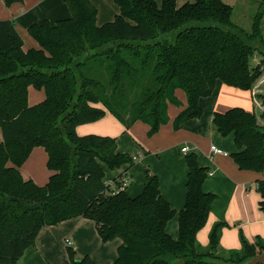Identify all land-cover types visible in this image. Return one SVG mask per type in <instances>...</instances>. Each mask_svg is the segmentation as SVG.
Segmentation results:
<instances>
[{
    "label": "trees",
    "instance_id": "16d2710c",
    "mask_svg": "<svg viewBox=\"0 0 264 264\" xmlns=\"http://www.w3.org/2000/svg\"><path fill=\"white\" fill-rule=\"evenodd\" d=\"M23 1L4 0L6 6ZM61 1L69 18L28 27L37 49L23 51L14 21H0V264H17L42 228L75 218L93 222L103 243L120 241L113 264H246L264 254V239L249 243L240 235L241 249L220 256L225 222L213 224L206 250L197 243L215 196L202 189L209 172L195 154L185 157V202L173 239L166 227L176 212L160 194L158 178L146 170L136 197L118 190V180L112 190L102 166H130L133 158L117 150L115 138L76 133L109 113L124 132L141 121L152 136L168 122V105H180L174 95L180 89L187 107L174 119L178 130L201 117L199 101L218 83L248 91L251 111L214 112L212 124L220 136L232 135L237 168L262 175L257 191L264 216V7L246 32L222 0L179 8L175 0L161 6L112 0L119 13L102 26L90 0ZM30 85L45 95L34 106L27 104ZM37 147L51 172L42 187L19 171ZM67 253L69 264H96L88 256L76 259L72 248Z\"/></svg>",
    "mask_w": 264,
    "mask_h": 264
},
{
    "label": "crops",
    "instance_id": "0c3cea01",
    "mask_svg": "<svg viewBox=\"0 0 264 264\" xmlns=\"http://www.w3.org/2000/svg\"><path fill=\"white\" fill-rule=\"evenodd\" d=\"M69 17L70 12L61 0H24L21 3H14L11 6H6L4 0H0V21H14L15 31L23 40V51L38 48L36 41H34L27 32L30 25L41 24L45 21L54 24L58 20L67 19ZM180 91V89H177L174 92L180 105L178 107L175 106V109H172L170 106L172 104L168 105V122L159 128L158 132L152 137L153 139L150 141V145L147 146L151 151L152 158L156 157V160H153L149 164L151 169V173H149L158 178L160 194L177 215L183 208L185 202L187 168L184 167L180 161L177 165L174 164L170 154L171 148L168 147V144L175 142V138H179L175 142L176 144L174 147L176 148L183 143L189 142V146H185L188 148V152L183 153L181 151L184 147L180 149L181 154L186 157V154L191 152L194 148L190 145H198L197 140H206L209 143L208 150L210 154L208 163L210 168H206L209 172L208 177L213 179L217 187L231 189L228 203L224 207H213L214 205L212 203L208 215L211 226H209L207 230L210 232L213 224L217 222L227 223L230 221L229 210L231 205L236 203V201L243 207L241 215L246 218H252L256 208L253 209L248 201L251 187L248 185L249 177L244 173L246 171L239 170L235 163L228 158L229 154L227 152L222 151L224 153L222 155H212L210 152L211 145L217 147L216 144H221L220 135L212 124V114L214 112H225L234 107H240L246 111H251L253 103L250 92L218 83L212 96L200 99L199 101V105L202 109V117L187 121L179 129L178 133V130L176 131L173 129L174 119L187 107L186 95L184 92L182 95L179 93ZM139 122L141 121H136L132 125L138 124ZM119 125L124 132L123 126L120 123ZM135 126L136 125H134V129L131 130L129 127L126 132L130 130L133 136H136L137 133L135 128L137 127ZM146 128L149 130L147 125ZM90 131V129H78V131L76 129V133L80 135ZM46 162L47 155L44 149L37 147L32 150L27 160L19 168V171L25 180H31L37 186L42 187L46 185L51 175V172L46 167ZM128 169L119 172L116 178L110 179L109 181L114 183L122 177L127 179V183H129L131 176L128 174ZM44 179H47V181ZM202 189L206 193L213 194L208 185L203 184ZM213 195L215 196V194ZM260 201L261 198H259L257 202L258 209ZM255 222L256 221L246 222V225H252L255 224ZM228 226V228H230L229 224ZM225 229L221 231L219 243ZM166 231L173 237V227L168 229L166 227ZM256 237L259 236H255L250 243H253ZM82 240L89 243H91V240L93 241L92 243L100 242L95 254L90 251V248H86L82 254L90 257L96 264H113L116 260L120 241L114 240L112 242L103 243L97 234L94 223L91 225V221L89 220L75 218L55 226L42 228L36 237L35 245L24 252L17 264H69V257L65 255L66 253L63 254L64 251L62 247H59L60 244L65 243L69 247L73 246L74 248H72V250L77 254L78 252L81 253L80 251L84 247L80 245ZM66 250H68V248H66ZM61 254L63 256H60Z\"/></svg>",
    "mask_w": 264,
    "mask_h": 264
},
{
    "label": "rangeland",
    "instance_id": "374dc122",
    "mask_svg": "<svg viewBox=\"0 0 264 264\" xmlns=\"http://www.w3.org/2000/svg\"><path fill=\"white\" fill-rule=\"evenodd\" d=\"M158 6H161L162 0H154ZM224 4L229 5L233 9L232 14V22L238 26H240L246 32H250L252 21L254 16L260 10L261 7H264V0H222ZM93 6L97 9V17L96 24L98 26H102L108 22L114 20L115 16L118 15V8L115 6L112 0H91ZM186 3H191V0H175V5L177 8L181 7ZM261 31L264 37V16L261 22ZM22 40V39H21ZM23 42V40H22ZM23 49V47H22ZM179 90V89H178ZM179 93L183 95V91L181 90ZM45 98L44 90L42 88L36 89L32 85L27 88V104L29 106H34L40 102H42ZM176 98V97H175ZM172 109L176 108L173 105H170ZM202 117V116H201ZM134 125H136V136H133L131 129H134ZM130 127L128 132H123L121 126L117 122V120L111 114H105L103 118L100 120L83 124L77 126L78 129H90L91 131L84 134H78V136H86V135H95V136H103L115 138L117 142L118 151L122 154H126L129 157L133 158L132 164L129 166L124 165L120 168H116L110 170L106 166H102L104 172L105 181H109L110 179L116 178L119 172L128 169V174L131 176L129 183H127L125 192L129 197H136L141 194L143 190L144 180L146 176V170H149L151 173V169L149 167L150 162L156 160L152 158L150 149L147 146L150 145V141H152V136H149V130L146 128V124L143 122H139L138 124H134ZM174 129V128H173ZM175 130V129H174ZM177 131V130H176ZM175 132V131H174ZM179 133V129H178ZM179 138H175V142ZM221 144H216L217 147L220 148L221 151L227 152L229 154V159L232 160V155L236 152V148L233 142L232 135H228L226 137L220 136ZM175 142L169 143L168 147L171 148L170 154L173 158L174 164H178L180 161L184 167H186L185 157L181 154L180 149L185 146H189V142L183 143L177 148L175 146ZM198 145H190L193 148L191 152L186 154L189 156L191 154H195L197 158L198 164L203 168H210L208 163L210 159V154L208 150L209 143L208 141L197 140ZM218 148V149H219ZM182 160V161H181ZM249 177L250 185V196H249V204L254 208H256L255 213L252 218H246L241 215V211L243 207L237 203H233L230 207V221L227 223L230 225V228H227L223 232V237L218 245V253L220 256H224L228 251L240 250L241 244L239 236L242 235L249 243L253 241L255 236H259L260 238H264V216L257 208V202L259 198H261L259 192L257 191V182L260 181L261 175L257 172L246 171L244 172ZM186 175V171H185ZM47 181V179H44ZM205 185L209 186V189L215 194V200L213 202V207L222 208L228 203V197L231 193V189L217 187L212 178H209L208 175L204 181ZM217 193H215V192ZM243 212V211H242ZM256 221L255 224H247L246 222ZM91 225L93 223L91 222ZM211 226V222L207 219L204 227L197 233V243L200 245L202 250H206L208 248V227ZM94 227V226H93ZM173 227V239H177L178 230H177V215L168 222L167 229ZM73 242V241H72ZM81 241L80 245L83 247L81 249V253H75L76 259H81L84 257L83 251L86 248H90V251L93 254L97 251V246L100 242L92 243L93 241ZM59 247L63 248V254H67L66 248H74L73 246L69 247L65 243H61ZM66 247V248H64ZM225 253V254H224ZM60 256H63L62 254ZM67 257V256H66Z\"/></svg>",
    "mask_w": 264,
    "mask_h": 264
},
{
    "label": "built area",
    "instance_id": "2783aa9c",
    "mask_svg": "<svg viewBox=\"0 0 264 264\" xmlns=\"http://www.w3.org/2000/svg\"><path fill=\"white\" fill-rule=\"evenodd\" d=\"M181 151L183 153H186V152H188V148L187 147H184V148L181 149ZM210 152H211L212 155H222V154H224L220 149H218L214 145H211L210 146ZM118 182H119V188H118V190H122V189H124L127 186V179H125V178L119 179ZM106 185L109 186L112 190L116 191L115 188H117V187H116L115 182L113 183L111 181H107L106 182Z\"/></svg>",
    "mask_w": 264,
    "mask_h": 264
},
{
    "label": "water",
    "instance_id": "95a60500",
    "mask_svg": "<svg viewBox=\"0 0 264 264\" xmlns=\"http://www.w3.org/2000/svg\"><path fill=\"white\" fill-rule=\"evenodd\" d=\"M246 264H264V254H261L259 256L250 259Z\"/></svg>",
    "mask_w": 264,
    "mask_h": 264
}]
</instances>
